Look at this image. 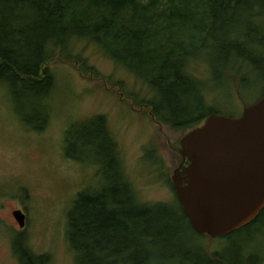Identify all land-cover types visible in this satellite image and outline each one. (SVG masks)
I'll list each match as a JSON object with an SVG mask.
<instances>
[{
    "label": "trees",
    "instance_id": "trees-1",
    "mask_svg": "<svg viewBox=\"0 0 264 264\" xmlns=\"http://www.w3.org/2000/svg\"><path fill=\"white\" fill-rule=\"evenodd\" d=\"M74 39L97 44L142 79L153 92L142 102L176 129L188 131L218 113L209 109L210 80H224L225 89L235 87L243 96L264 95V0H0V82L14 97H36L34 114L42 121L36 128L48 123L46 100L55 86L47 64ZM195 59L207 62L206 81L190 70ZM77 128V137L89 132L86 147L69 136L65 153L95 163L104 179L95 190L80 192L67 214L78 264H154L169 252L194 264H260L263 255L253 259L254 243L256 235L264 238V209L247 225L217 236L222 243L212 253L200 242L186 247L180 241L186 231L197 242L210 236L193 229L172 180L173 203L140 202L106 117ZM25 242L23 233L14 239L21 264L48 262V255H35Z\"/></svg>",
    "mask_w": 264,
    "mask_h": 264
},
{
    "label": "rangeland",
    "instance_id": "rangeland-1",
    "mask_svg": "<svg viewBox=\"0 0 264 264\" xmlns=\"http://www.w3.org/2000/svg\"><path fill=\"white\" fill-rule=\"evenodd\" d=\"M55 53L47 64L55 86L46 100L49 119L43 129L36 128L42 123L34 114L40 107L36 97L30 92L14 97L12 88L0 82V264H21L14 249L19 233L35 255L49 256L46 264H78L67 237V214L80 192L95 190L104 179L98 165L67 155L65 147L69 136L86 147L84 137L89 132L77 137L79 128H75L92 117H106L124 173L140 202L173 203L176 198L170 179L181 160L177 147L187 131L157 119L149 102H142L153 97L148 85L97 44L74 39L68 50L58 47ZM190 70L204 81L209 78L204 60H193ZM225 84L209 81L210 110L240 116L259 97L257 93L243 96L235 87L228 91ZM15 208L26 213L24 227L12 213ZM256 236L253 259L263 255L260 264H264V238ZM197 239L186 231L180 241L191 249L203 243L211 253L222 243L217 237ZM182 259L169 252L154 264H194Z\"/></svg>",
    "mask_w": 264,
    "mask_h": 264
},
{
    "label": "water",
    "instance_id": "water-1",
    "mask_svg": "<svg viewBox=\"0 0 264 264\" xmlns=\"http://www.w3.org/2000/svg\"><path fill=\"white\" fill-rule=\"evenodd\" d=\"M177 151L171 180L196 232L227 235L264 209V95L240 116L209 114L182 136ZM13 213L24 227L25 213Z\"/></svg>",
    "mask_w": 264,
    "mask_h": 264
},
{
    "label": "flooded vegetation",
    "instance_id": "flooded-vegetation-1",
    "mask_svg": "<svg viewBox=\"0 0 264 264\" xmlns=\"http://www.w3.org/2000/svg\"><path fill=\"white\" fill-rule=\"evenodd\" d=\"M144 106V105H143ZM145 106H147L146 104H145ZM150 108V107H149ZM151 111V110H150ZM19 209V208H18ZM14 210H17L16 208L15 209H13L12 210V213L14 212ZM22 210V209H21ZM24 213H25V211L24 210H22ZM13 215H14V213H13ZM25 215H26V213H25ZM15 217V216H14ZM16 219V218H15ZM17 220V219H16ZM18 222V221H17Z\"/></svg>",
    "mask_w": 264,
    "mask_h": 264
}]
</instances>
